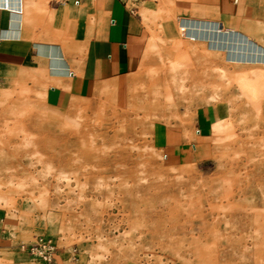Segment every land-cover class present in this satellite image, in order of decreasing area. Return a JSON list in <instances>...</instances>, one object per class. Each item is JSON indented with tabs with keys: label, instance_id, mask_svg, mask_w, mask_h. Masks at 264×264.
Masks as SVG:
<instances>
[{
	"label": "rangeland",
	"instance_id": "rangeland-1",
	"mask_svg": "<svg viewBox=\"0 0 264 264\" xmlns=\"http://www.w3.org/2000/svg\"><path fill=\"white\" fill-rule=\"evenodd\" d=\"M176 1L216 4L127 0L159 63L135 78L126 105L52 106L42 81L5 73L0 264H38L19 244L41 233L58 244L56 264H264V18L254 11L264 4L232 0L230 23L258 27L215 48L180 29L198 8ZM205 108L210 153L171 161L163 125L192 124Z\"/></svg>",
	"mask_w": 264,
	"mask_h": 264
},
{
	"label": "crops",
	"instance_id": "crops-1",
	"mask_svg": "<svg viewBox=\"0 0 264 264\" xmlns=\"http://www.w3.org/2000/svg\"><path fill=\"white\" fill-rule=\"evenodd\" d=\"M206 1H215V8L203 2L176 1L179 10L198 8L193 16L187 11L183 14L190 17L180 18V29L207 38L210 47H231L248 25L230 23L231 17L239 16L241 4L232 8L237 0ZM259 1L264 4V0ZM254 11L264 18V9ZM248 26L253 33L258 27ZM260 36L264 44L262 29ZM152 38V30L129 8L127 0H0V70L4 82L5 73H27L45 84L43 93L52 106L64 107L73 100L98 107L128 104L135 78L147 66L159 63L149 49ZM211 116L208 108L198 109L192 124L165 123L161 145L167 158L181 164L209 154L205 131Z\"/></svg>",
	"mask_w": 264,
	"mask_h": 264
},
{
	"label": "built area",
	"instance_id": "built-area-1",
	"mask_svg": "<svg viewBox=\"0 0 264 264\" xmlns=\"http://www.w3.org/2000/svg\"><path fill=\"white\" fill-rule=\"evenodd\" d=\"M4 84V77L0 70V87ZM20 249L32 257L38 264H56L59 253L58 244L52 237L37 234L33 239L19 244Z\"/></svg>",
	"mask_w": 264,
	"mask_h": 264
},
{
	"label": "bare ground",
	"instance_id": "bare-ground-1",
	"mask_svg": "<svg viewBox=\"0 0 264 264\" xmlns=\"http://www.w3.org/2000/svg\"><path fill=\"white\" fill-rule=\"evenodd\" d=\"M256 71L258 72V74H260V73H259L260 70L257 69ZM221 73L224 74V75L226 74L225 71H222ZM73 74H74V73H73ZM241 87H242V88H245V85H241Z\"/></svg>",
	"mask_w": 264,
	"mask_h": 264
}]
</instances>
